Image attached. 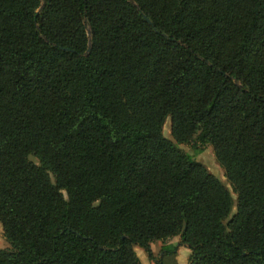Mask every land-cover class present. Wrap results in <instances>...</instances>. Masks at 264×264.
Here are the masks:
<instances>
[{"label":"trees","instance_id":"1","mask_svg":"<svg viewBox=\"0 0 264 264\" xmlns=\"http://www.w3.org/2000/svg\"><path fill=\"white\" fill-rule=\"evenodd\" d=\"M0 223V264H264V0H0Z\"/></svg>","mask_w":264,"mask_h":264},{"label":"rangeland","instance_id":"2","mask_svg":"<svg viewBox=\"0 0 264 264\" xmlns=\"http://www.w3.org/2000/svg\"><path fill=\"white\" fill-rule=\"evenodd\" d=\"M164 135L170 140L174 141L171 136V121L168 119L164 126ZM175 142V141H174ZM179 148L203 163L206 168L215 176H217L232 192L234 197L233 214L236 212V200L237 197L233 192L232 187L229 185L225 171L218 163L213 146L209 144H201L197 140H193L190 144H178ZM34 163H38L37 158L31 157ZM181 239L179 237L168 239L166 242H155L152 244L153 254L160 264H189L191 250L184 245H181ZM164 247V249H163ZM10 248V244L7 242L3 227L0 223V249ZM137 254L139 258L143 259L142 264H156L148 259L146 252L137 247Z\"/></svg>","mask_w":264,"mask_h":264},{"label":"crops","instance_id":"3","mask_svg":"<svg viewBox=\"0 0 264 264\" xmlns=\"http://www.w3.org/2000/svg\"><path fill=\"white\" fill-rule=\"evenodd\" d=\"M154 244V243H153ZM151 246H153V245H151ZM191 255V254H190ZM190 257V256H189ZM142 263H143V259H142Z\"/></svg>","mask_w":264,"mask_h":264},{"label":"water","instance_id":"4","mask_svg":"<svg viewBox=\"0 0 264 264\" xmlns=\"http://www.w3.org/2000/svg\"><path fill=\"white\" fill-rule=\"evenodd\" d=\"M89 33H90V31H89Z\"/></svg>","mask_w":264,"mask_h":264}]
</instances>
